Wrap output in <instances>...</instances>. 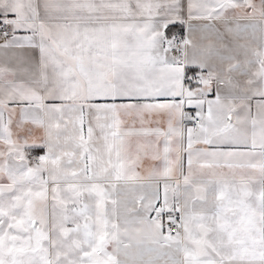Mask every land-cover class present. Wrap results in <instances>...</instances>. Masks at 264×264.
<instances>
[{"label": "crops", "instance_id": "obj_1", "mask_svg": "<svg viewBox=\"0 0 264 264\" xmlns=\"http://www.w3.org/2000/svg\"><path fill=\"white\" fill-rule=\"evenodd\" d=\"M0 22V264H264V0H0Z\"/></svg>", "mask_w": 264, "mask_h": 264}, {"label": "built area", "instance_id": "obj_2", "mask_svg": "<svg viewBox=\"0 0 264 264\" xmlns=\"http://www.w3.org/2000/svg\"><path fill=\"white\" fill-rule=\"evenodd\" d=\"M7 33V29L4 22H0V35H4ZM184 45V38L182 35L176 34L172 37V51H175L176 49L182 48ZM191 121H192V128L197 129L198 126L201 123V119L199 117H196L194 114L191 115ZM41 155L40 154H33L32 159L33 161H39ZM166 231L168 234L172 237H175L180 232L181 222L178 217H171L166 221Z\"/></svg>", "mask_w": 264, "mask_h": 264}]
</instances>
